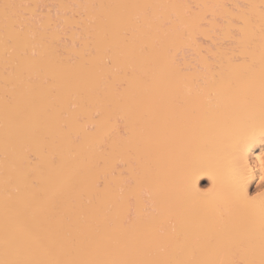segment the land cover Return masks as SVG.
I'll use <instances>...</instances> for the list:
<instances>
[{
  "label": "bare ground",
  "instance_id": "1",
  "mask_svg": "<svg viewBox=\"0 0 264 264\" xmlns=\"http://www.w3.org/2000/svg\"><path fill=\"white\" fill-rule=\"evenodd\" d=\"M39 1L0 0V264H264V0Z\"/></svg>",
  "mask_w": 264,
  "mask_h": 264
},
{
  "label": "rangeland",
  "instance_id": "2",
  "mask_svg": "<svg viewBox=\"0 0 264 264\" xmlns=\"http://www.w3.org/2000/svg\"><path fill=\"white\" fill-rule=\"evenodd\" d=\"M52 1H53V0H52ZM52 1H51V0H50V1H49V0H48V1H47V0H46V1H45V0H44V1L41 0V1H39V2H43V5H44V3L47 5L46 2H48L47 7H50L49 9L51 10V13H52V14H57V12H58L57 8H58V7H56V5H55L56 3L54 2V3H55V4H54ZM239 1H241V0H239ZM39 5H40V3H39ZM43 5H42V6H43ZM46 5H45V6H46ZM40 6H41V5H40ZM45 6H44V7H45ZM44 7H40V8H39V11L42 10V8H44ZM36 14H39V13H36ZM27 15H28V16H31V17L34 15L33 18H38V17L40 16V14H39V16H36V17H35V14H29V13H28ZM75 30H78V29L75 27ZM187 53L190 54V53H192V52H189V50H188V52H186V54H187ZM189 56H191V54H190ZM206 184H207L206 180H203V185H206ZM256 185H258V184H256ZM258 186H259V185H258ZM258 186H254V188H257Z\"/></svg>",
  "mask_w": 264,
  "mask_h": 264
},
{
  "label": "snow or ice",
  "instance_id": "3",
  "mask_svg": "<svg viewBox=\"0 0 264 264\" xmlns=\"http://www.w3.org/2000/svg\"><path fill=\"white\" fill-rule=\"evenodd\" d=\"M262 163H264V160H262ZM262 179H264V177H262Z\"/></svg>",
  "mask_w": 264,
  "mask_h": 264
}]
</instances>
